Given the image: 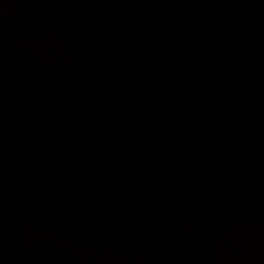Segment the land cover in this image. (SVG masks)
I'll list each match as a JSON object with an SVG mask.
<instances>
[{
    "label": "water",
    "instance_id": "1",
    "mask_svg": "<svg viewBox=\"0 0 264 264\" xmlns=\"http://www.w3.org/2000/svg\"><path fill=\"white\" fill-rule=\"evenodd\" d=\"M0 264H264V0H0Z\"/></svg>",
    "mask_w": 264,
    "mask_h": 264
}]
</instances>
